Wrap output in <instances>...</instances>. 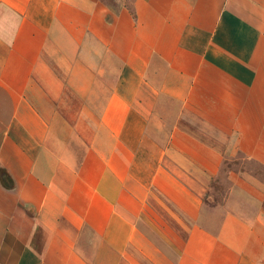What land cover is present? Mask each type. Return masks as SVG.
Here are the masks:
<instances>
[{
	"label": "crops",
	"instance_id": "obj_1",
	"mask_svg": "<svg viewBox=\"0 0 264 264\" xmlns=\"http://www.w3.org/2000/svg\"><path fill=\"white\" fill-rule=\"evenodd\" d=\"M0 264H264V0H0Z\"/></svg>",
	"mask_w": 264,
	"mask_h": 264
}]
</instances>
